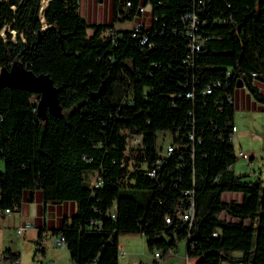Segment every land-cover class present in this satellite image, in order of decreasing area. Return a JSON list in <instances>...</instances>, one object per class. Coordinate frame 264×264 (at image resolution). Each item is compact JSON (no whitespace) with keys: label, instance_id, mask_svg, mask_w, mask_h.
<instances>
[{"label":"trees","instance_id":"obj_1","mask_svg":"<svg viewBox=\"0 0 264 264\" xmlns=\"http://www.w3.org/2000/svg\"><path fill=\"white\" fill-rule=\"evenodd\" d=\"M197 3L114 0V13L126 19L147 5L152 15L149 28L117 30L86 22L77 0H49L43 9L42 0H0V71L23 66L49 75L61 107L41 118L35 93L0 88V212L17 210L23 191L34 188L44 203L74 201V213L51 232L64 236L74 264H118L124 233L147 236L161 257L188 238L195 264H264V181L233 171L238 156L228 138L238 82L264 105L255 83L264 79V0H202L201 49L188 62L182 17ZM160 130L175 146L162 158ZM133 136L143 147L134 148L138 165L129 170ZM90 172L99 185L88 183ZM186 190L194 200L190 229L174 217ZM223 192H240L241 201H224Z\"/></svg>","mask_w":264,"mask_h":264},{"label":"rangeland","instance_id":"obj_2","mask_svg":"<svg viewBox=\"0 0 264 264\" xmlns=\"http://www.w3.org/2000/svg\"><path fill=\"white\" fill-rule=\"evenodd\" d=\"M46 0H42L43 2ZM114 0H111L113 8ZM44 7H42L43 9ZM113 15V9L111 11ZM149 19L146 27L149 28L152 23V15L147 11ZM121 26L128 27L129 21L120 23ZM92 29L88 28L87 33L91 34ZM15 38V36H14ZM32 101L38 100L35 93L31 96ZM254 106H257L254 104ZM253 106V107H254ZM264 105H258L257 108L244 105L242 108H235L234 112V149L237 152L240 147L248 154L252 164L249 166L248 161L242 157H238L231 168L235 173H247L249 179L261 178L264 181ZM130 141V139H129ZM156 144L164 150L166 145L171 142V134L168 130H160L156 132ZM132 140L128 142L127 158L129 159V170H132L137 164L135 157L136 150L131 146ZM91 186L99 185V176L96 172H90L86 176ZM231 194V195H230ZM235 194V195H233ZM222 200L235 201L240 200V192H223ZM221 218L232 219L225 212L220 213ZM247 222V220L245 221ZM2 230V229H0ZM0 235V264H47L49 260L51 264H70L71 260L66 247L57 246L48 239H44L41 243L45 246V252L41 249L35 250V241L30 235V231H24L18 234L15 228L2 231ZM1 234V233H0ZM3 238V239H2ZM148 237L140 233H124L119 236L120 250L118 264H195L199 259V255H190L186 261V239L177 238L174 251L167 253L165 256L154 259L151 250L147 246ZM13 245L20 252L18 262L8 261L4 259V251L6 247ZM124 254H121V251ZM220 264H232L226 260H221Z\"/></svg>","mask_w":264,"mask_h":264},{"label":"crops","instance_id":"obj_3","mask_svg":"<svg viewBox=\"0 0 264 264\" xmlns=\"http://www.w3.org/2000/svg\"><path fill=\"white\" fill-rule=\"evenodd\" d=\"M78 9L81 16L89 24H112L113 28L117 30L131 29L138 23H142L144 26H146V23L149 19V16L147 14V11H149V5L146 6V9L143 12L135 13L133 16H131L130 19L124 18L120 13H114L112 15L111 11L113 8L111 7V0H80ZM123 9L127 10L128 6H124ZM126 21L130 22V25L128 27L120 25V23L123 24ZM255 83L264 92V79L258 78L255 80ZM233 97L234 105L236 108H242L244 105H246L247 108H257L258 105H262L260 102L256 101L248 92V90L243 86H237V88L234 89ZM254 104H256L257 106H254ZM240 149L242 148L240 147ZM241 198L242 194L240 193V200L238 201V203L241 201ZM75 210L76 203L72 200L44 203L42 199V193L39 188H34L29 191L25 190L22 193L21 202L17 210H13L8 214H0V229H2L0 230V235L3 234V230L11 228L16 229V227L20 224H23L26 221H30L32 222L33 227L26 228L24 230L30 231V238H32L33 240H37V238L40 237L41 243L45 238L53 242L51 239L52 230L59 227L65 216H71ZM120 245L121 244L118 237L119 250L121 248ZM41 251L45 252V246H42ZM5 252H8L7 254L10 255V257H7V254H4V259L8 261H10L14 256H17L19 258L20 255V252L16 247L14 248L13 245H9L8 247H6L4 253ZM121 254H124L123 250L121 251ZM232 254L239 255V252L233 251ZM15 262H18V260ZM51 263L52 261L49 260V264ZM70 264L74 263L71 262Z\"/></svg>","mask_w":264,"mask_h":264},{"label":"built area","instance_id":"obj_4","mask_svg":"<svg viewBox=\"0 0 264 264\" xmlns=\"http://www.w3.org/2000/svg\"><path fill=\"white\" fill-rule=\"evenodd\" d=\"M77 2L80 4V0H77ZM129 5V3H127ZM198 7L194 8L191 11H188L187 13L184 14V16L182 17V20L185 23V34L188 36L189 38V45H188V54L186 55V61L191 62L193 60V57L195 55L196 52H198L201 49V43L199 40V36L197 35V30L200 24V17H199V12H200V7L199 5L202 4V0H198ZM150 8V7H149ZM146 9V6H141L139 8L140 12H143ZM140 23H138L136 25L139 26ZM12 33H14L13 30H11ZM1 33L3 34V30L1 31ZM252 75L254 76L255 73H252ZM218 83H214L213 85H217ZM205 93H210L211 92V86L208 85L205 90ZM190 95L187 94V97H189ZM227 101L232 102V97L231 96H227ZM229 142L233 145L234 147V129L233 132L229 135ZM190 139H193V135H190ZM132 140L131 144L132 148H136V147H143L142 145V140H141V136H133L130 137V141ZM129 141V142H130ZM175 146L171 145V144H167L164 150L159 151V156L165 157L167 155H169ZM234 153L236 154V156L238 157H242L244 159H246L248 161V165L250 166L252 164V162L249 160V156L248 154L242 150L239 149L237 152H235L234 149ZM159 163V160L156 161V164ZM158 166H156L155 168H150L147 170V174L150 177H154L156 174V169ZM184 194L187 196L186 199H182L179 201V203H177V205L174 208V217L177 218L180 221H184L188 224V229H190L192 227V223H193V218H194V200H193V196H192V192L190 190H186L184 191ZM13 210L10 208H5L3 209L0 214H8L11 213ZM165 222L166 223H170L171 222V217L169 215H165ZM94 223H96V221H94ZM33 227L32 222L30 221H26L23 224H20L19 226L16 227V232L18 234H22L23 231L26 228H31ZM51 239L53 241V243L57 246H65V238L61 233L58 234H51ZM188 241V238H186V243ZM37 248H41V239L37 238V240L35 241V250ZM173 251V249H169L168 252ZM5 254V253H4ZM154 259L160 258L161 257V253L159 250H154L152 252ZM188 260V256L186 255V261ZM49 264V262L47 263Z\"/></svg>","mask_w":264,"mask_h":264},{"label":"water","instance_id":"obj_5","mask_svg":"<svg viewBox=\"0 0 264 264\" xmlns=\"http://www.w3.org/2000/svg\"><path fill=\"white\" fill-rule=\"evenodd\" d=\"M44 8H46L47 3ZM42 9V6H41ZM20 88L38 95L37 113L41 118L45 117L46 111L58 115L61 107L57 97V87L49 75L40 73L35 74L23 66H16L10 70L0 71V88L1 87ZM237 86H242L238 82ZM103 90V84L97 91L91 93L92 97H97Z\"/></svg>","mask_w":264,"mask_h":264},{"label":"bare ground","instance_id":"obj_6","mask_svg":"<svg viewBox=\"0 0 264 264\" xmlns=\"http://www.w3.org/2000/svg\"><path fill=\"white\" fill-rule=\"evenodd\" d=\"M46 2H47V0L43 2L42 7H45Z\"/></svg>","mask_w":264,"mask_h":264}]
</instances>
